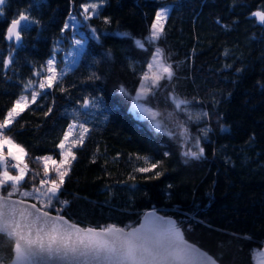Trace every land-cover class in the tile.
Here are the masks:
<instances>
[{"label": "trees", "instance_id": "obj_1", "mask_svg": "<svg viewBox=\"0 0 264 264\" xmlns=\"http://www.w3.org/2000/svg\"><path fill=\"white\" fill-rule=\"evenodd\" d=\"M91 3L6 0L0 6V120L29 79L36 82L35 73L55 48L61 58L65 52L80 54L74 67L51 88L40 90L42 95L6 132L25 149L27 174L45 178V161L37 159L42 157H49L47 180L56 178V165L63 169L67 174L59 198L70 203L60 214L82 226H136L146 210L155 208L190 229L186 239L219 254V264H255V252L264 246L259 243L264 241V22L251 13L261 9L264 0H106L98 16L90 8L85 19L81 6ZM161 7L169 9L167 39L158 43L171 53L175 78L158 95L159 107L171 110L164 96L174 88L191 101L192 113H208L187 124L186 143L138 120L129 112L131 100L119 92L124 85L134 95L139 86L137 62L149 60L153 49H138L131 36H146ZM19 12L34 23L17 45L5 36ZM73 14L82 22L78 32L64 29ZM105 17L111 23H105ZM73 33L82 44H76ZM72 45L79 50H70ZM85 100L87 107L82 106ZM73 123L83 124L88 132L82 146H71L76 159L69 157L65 166L58 145ZM199 147L204 148L199 159L182 154ZM135 154L162 163L149 172H135L144 166ZM9 170L12 175L16 171ZM21 183L22 190H30L36 181ZM11 245L0 236V254L10 257Z\"/></svg>", "mask_w": 264, "mask_h": 264}, {"label": "snow or ice", "instance_id": "obj_2", "mask_svg": "<svg viewBox=\"0 0 264 264\" xmlns=\"http://www.w3.org/2000/svg\"><path fill=\"white\" fill-rule=\"evenodd\" d=\"M5 3L6 0H0V6ZM103 3H106V0L83 4L81 7L84 9L85 19L89 18L90 8L91 14L98 16L97 9ZM168 13L167 7H161L148 26V34L143 38L137 39L129 33L122 34L131 36L138 49L147 52L151 47L153 51L149 60L137 62L141 65V70L138 74L139 86L135 89V94L133 95L124 85H120L119 92L131 100L129 112L138 120H147L156 131H164L168 136L180 138L181 143H186L189 133L187 124L193 120H203L208 113H192L191 101L181 97L174 88L164 96L165 102L171 103V110L159 107L158 95H163L171 87L175 78V67L170 62L171 53L158 43L167 39L164 23ZM2 15L3 8L0 7V16ZM251 15L257 17L260 22H264V6ZM72 19L75 20V17ZM104 21L111 23L108 17H105ZM33 23L29 16L19 12L17 18L10 21L5 38L10 41L14 38L15 41L20 42L21 33L30 28ZM71 26L75 27V25ZM69 27L67 23L64 25V29ZM92 31L96 32L95 29ZM96 39H99V36H96ZM82 43L83 41H76L78 45ZM10 62L9 60L8 63ZM54 63L55 57L47 61L43 71L35 73L37 76L43 75V72L48 73L45 77L46 83H39L40 89L51 88L53 82L59 78L56 75ZM130 68L136 72L135 64L130 65ZM161 81L165 83L162 84ZM33 83L34 81L29 79L24 87L29 88ZM37 95L42 93H31L33 103ZM27 99V96L21 95L14 106L8 110L4 119L0 120V169H2L0 170V236L12 242L10 257L0 254V264H219V254L213 255L199 244L186 239L185 231L190 229L182 228V222L170 216L158 215V210L155 208L144 213V221L138 226L120 227L116 224H108L100 227H81L77 223L68 221L65 216L59 215L63 206L70 203L59 198L60 185L63 184L67 173L56 166L54 168L56 178L47 180L49 157L37 158L45 161V178L41 179H37L40 176L37 172L27 174L26 164L22 166L20 163H12V161H20V154L24 152V149L15 144L6 132L12 130L13 120L23 111ZM88 103L85 100L82 106L87 107ZM92 106L95 107V103ZM181 114L185 116L184 120L179 119ZM72 128L73 125L70 124L69 131L64 134V140H68ZM80 129L77 139L72 141L73 146L83 145L84 134L88 132V129L83 124L80 125ZM207 131L208 129L203 130L205 136ZM5 147H7V154L4 151ZM58 147L64 149L65 145L61 142ZM182 154L188 158L199 159L204 154V148L199 147L198 151L189 149ZM61 155L65 156V160L62 161L64 164H67V157L76 159L71 148ZM9 157L11 160L8 159ZM135 159L144 165L134 168V171L139 173L156 169L162 163L161 161L152 162V158L139 154H135ZM9 168L18 169V173L12 175ZM26 175H28L27 181H25ZM159 175H161L160 172L155 173V176ZM32 181L36 183L30 190H22L21 182ZM41 185L44 187L41 188ZM27 198L39 201L43 206L38 207L36 203H29ZM54 200L61 205V208H56ZM45 209H55L57 214L53 216ZM244 239L251 241L253 238L246 236ZM259 243L264 245V241Z\"/></svg>", "mask_w": 264, "mask_h": 264}, {"label": "rangeland", "instance_id": "obj_3", "mask_svg": "<svg viewBox=\"0 0 264 264\" xmlns=\"http://www.w3.org/2000/svg\"><path fill=\"white\" fill-rule=\"evenodd\" d=\"M91 2H98V0H91ZM83 17H85V13L82 14ZM72 17H75V14L71 15V18L69 19L68 23L70 25L71 28H73L74 31L78 32L81 30V26H82V22L80 20H77L76 17H75V20L72 19ZM71 25H75V27H72ZM73 38L77 39V40H81L77 34L73 33ZM72 43H73V40H72ZM74 50L75 51H78L79 48L75 47L72 45V47L70 48V50ZM54 53L52 54V56L49 58V59H52L53 57H55V63H54V67L56 69V75L57 77H60V75H62L63 73H65L68 69H71L74 67V65L77 63V60H78V56L80 55L79 53H74L71 55L72 51L71 52H65V54L62 56H60L59 52L56 50V48L54 49L53 51ZM48 59V60H49ZM47 60V61H48ZM47 66V62L45 64V66H42L39 70L37 71H43ZM48 75L47 72H43V75L41 76H37L36 77V82L33 83V85L29 88H27L21 95H25L28 97L27 99V104L26 106L23 108L26 109L32 102V99H31V93L33 92H37L39 93L40 90H43V89H40L39 88V83L40 82H45L46 83V80H45V77ZM56 82V80L53 82V85L54 83ZM47 89V88H45ZM38 96V95H37ZM20 98V97H19ZM18 98V99H19ZM37 99V97H36ZM23 103V102H22ZM73 125V128L71 130V134L69 135V138L68 140H63L62 142L64 143L65 147L64 149H61L62 150V153L63 152H66L68 148H71L72 146V141L77 139L78 135L80 134L81 132V129H80V126L76 123H73L71 124ZM69 131V130H68ZM22 147V146H21ZM74 147V146H73ZM23 148V147H22ZM24 149V148H23ZM72 151V150H71ZM25 155H26V151L24 149V152H23ZM73 153V152H72ZM7 154V153H5ZM74 154V153H73ZM63 158L65 160V156L63 155ZM69 157H67L68 159ZM9 160H11V158L9 157L8 158ZM70 162L67 161V164ZM12 163H19L18 161H12ZM65 164V166L67 165ZM22 165V164H21ZM23 166V165H22ZM57 166V165H56ZM18 172V169L16 170ZM26 171V170H25ZM63 171V169H62ZM18 195V194H17ZM28 199V198H27ZM43 206V205H42ZM41 206V207H42ZM60 214V213H59ZM169 216V215H168ZM261 254V251H259L258 255ZM255 264H264V257L261 255L260 257H258L257 261H255Z\"/></svg>", "mask_w": 264, "mask_h": 264}, {"label": "crops", "instance_id": "obj_4", "mask_svg": "<svg viewBox=\"0 0 264 264\" xmlns=\"http://www.w3.org/2000/svg\"><path fill=\"white\" fill-rule=\"evenodd\" d=\"M15 144H16V143H15ZM4 151H5V153H7V147H5ZM20 155H21V159H20V161H18V162H19L20 164L23 165V160H24V158H25V154L22 153V154H20ZM0 170H2V169H0ZM8 170H9V169H8ZM9 171H10V170H9ZM17 173H18V172L15 171V173H14L13 175H16ZM26 173H27V171H26ZM11 174H12V172H11ZM259 251H261V254H260V255H258ZM261 255L264 257V246H263L261 249H259V250H257V251L255 252V255H254V261H257L258 257H260Z\"/></svg>", "mask_w": 264, "mask_h": 264}, {"label": "water", "instance_id": "obj_5", "mask_svg": "<svg viewBox=\"0 0 264 264\" xmlns=\"http://www.w3.org/2000/svg\"><path fill=\"white\" fill-rule=\"evenodd\" d=\"M14 39V38H13ZM16 42V44L17 45H19L21 42H22V40L20 41V42H17V41H15ZM15 198V197H14ZM29 201V203H36V202H34V201H31V200H28ZM37 204V203H36ZM37 206L39 207V205L37 204ZM153 208H151V209H149V210H146L145 212H149V211H151ZM158 210V209H157ZM144 212V213H145ZM53 216H55V214H52ZM59 215H62V214H59ZM158 215H160V216H168V215H165V214H163V213H161L159 210H158ZM63 216V215H62ZM171 217V216H170ZM173 218V217H172ZM67 219V218H66ZM174 219V218H173ZM68 220V219H67ZM69 221V220H68ZM144 221V214L142 215V217H141V219H140V222H139V224L140 223H142ZM72 222V221H71ZM139 224H137L136 226H138ZM88 227H91V226H88Z\"/></svg>", "mask_w": 264, "mask_h": 264}, {"label": "bare ground", "instance_id": "obj_6", "mask_svg": "<svg viewBox=\"0 0 264 264\" xmlns=\"http://www.w3.org/2000/svg\"><path fill=\"white\" fill-rule=\"evenodd\" d=\"M8 41H10V40H8ZM12 41V40H11ZM13 41L15 42V39H13ZM16 43V42H15ZM21 44V43H20ZM40 207V206H39ZM51 214H57V213H53V212H50ZM63 215V214H62ZM63 216H65V215H63ZM69 221H72V222H74L73 220H71L70 218H68L67 216H65ZM74 223H77V222H74ZM77 224H79V223H77ZM81 227H88V226H82L81 224H79ZM121 227V226H120Z\"/></svg>", "mask_w": 264, "mask_h": 264}]
</instances>
